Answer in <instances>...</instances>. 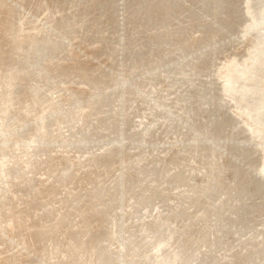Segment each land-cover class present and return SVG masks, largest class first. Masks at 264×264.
<instances>
[{
	"label": "rangeland",
	"instance_id": "rangeland-1",
	"mask_svg": "<svg viewBox=\"0 0 264 264\" xmlns=\"http://www.w3.org/2000/svg\"><path fill=\"white\" fill-rule=\"evenodd\" d=\"M0 157V264H264V0H0Z\"/></svg>",
	"mask_w": 264,
	"mask_h": 264
},
{
	"label": "bare ground",
	"instance_id": "bare-ground-1",
	"mask_svg": "<svg viewBox=\"0 0 264 264\" xmlns=\"http://www.w3.org/2000/svg\"><path fill=\"white\" fill-rule=\"evenodd\" d=\"M65 1V0H64ZM50 5V4H49ZM61 5V4H60ZM62 6V5H61ZM63 8V7H62ZM16 18V17H15ZM8 91V90H7ZM31 93V92H30ZM29 94V93H28ZM2 100V99H1ZM21 100V99H20ZM51 103V102H50ZM7 105H9V104H7ZM7 107V106H6ZM9 110V109H8ZM19 120V119H18ZM6 121V120H5ZM4 127V126H3ZM39 132V131H38ZM23 144V143H22ZM4 155V154H3ZM5 156H7V155H4V157ZM9 156V155H8ZM33 157V156H32ZM7 158V157H6ZM30 159H31V157H30ZM0 161H2V158L0 157ZM22 162V161H21ZM31 162V161H30ZM1 164H2V162H1ZM24 164V163H23ZM76 233V232H75Z\"/></svg>",
	"mask_w": 264,
	"mask_h": 264
}]
</instances>
